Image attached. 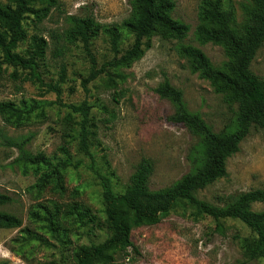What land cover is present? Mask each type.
Segmentation results:
<instances>
[{
	"label": "rangeland",
	"instance_id": "374dc122",
	"mask_svg": "<svg viewBox=\"0 0 264 264\" xmlns=\"http://www.w3.org/2000/svg\"><path fill=\"white\" fill-rule=\"evenodd\" d=\"M204 1L174 0L171 16L187 25L185 36L177 39L157 28L143 38L142 54L120 65L115 59L134 41L122 25L131 15L128 0H55L44 17H25V38L15 51L26 55L31 38L42 37L46 45L38 70L44 83L57 85L59 93L32 81L27 70L1 66L0 102H10L24 117L14 122L0 112V193L10 197L0 210L21 221L18 227L0 229V264H76L81 247L111 235L102 182L115 192L124 191L144 158L152 164L151 189L168 187L190 170L200 156L202 139L168 120L174 105L156 92L164 79L182 92L186 109L214 132L234 129L235 105L193 71L190 60L179 52L182 45L195 46L216 68L228 60L223 46L197 40ZM213 1L231 14L235 30L248 22L252 0ZM5 4L7 0H0V6ZM44 6L32 0L34 9ZM84 16L94 21L88 45L72 30V18ZM250 69L264 80V47ZM83 127L89 154L81 147ZM15 142L60 164L61 187L53 182L34 187L38 174L17 162L18 149L10 144ZM257 188H264L263 129H252L226 160V174L195 194L222 206L236 194ZM250 210L262 212L264 203H252ZM254 237L240 220L216 221L180 199L159 223L131 230L139 255L129 259L122 251L110 254L114 264H264L261 257L245 256L244 247Z\"/></svg>",
	"mask_w": 264,
	"mask_h": 264
},
{
	"label": "trees",
	"instance_id": "16d2710c",
	"mask_svg": "<svg viewBox=\"0 0 264 264\" xmlns=\"http://www.w3.org/2000/svg\"><path fill=\"white\" fill-rule=\"evenodd\" d=\"M47 6L40 9L32 7V0H7L0 6V72L2 64L27 70L29 78L49 90L59 93L54 84H45L39 68L45 40L34 35L30 41V51L21 55L15 51L18 43L24 40L23 21L28 14L40 19L47 14L49 6L55 0H41ZM131 15L122 25L134 36L128 50L115 65L128 64L143 52V38L155 29H162L167 36L180 39L185 36L188 27L171 16L175 7L174 0H128ZM253 7L247 11L248 22L241 30L231 26V14L221 9L217 1L206 0L199 9L196 37L200 43L211 42L223 46L228 60L222 67L216 68L208 57L197 47L182 45L179 52L191 62L192 70L200 77L208 79L215 91L224 95L225 100L236 108L235 127L232 130L214 132L196 113L189 112L182 100V92L164 79L156 88L163 98L174 105L168 120L181 124L198 134L201 139L200 156L194 159L190 170L168 187L151 189L149 178L152 164L148 159H141L136 165L129 181L122 192H115L107 182L103 183L102 198L106 221L111 235L101 243L81 247L76 253V264H114L111 252L122 251L126 258L139 255L137 246L131 240V230L141 225H154L169 212L175 203L182 199L218 221L223 218L240 220L255 237L245 245L248 260L264 259V211L254 212L250 205L264 203V188L252 189L236 194L222 206L210 204L198 199L196 191L211 184L226 174V160L239 150L240 143L252 129L264 130V80L256 75L250 65L257 51L264 47V0H252ZM74 34L88 45L94 21L89 16L73 17ZM114 34V30H109ZM83 107H81L82 110ZM0 112L7 113L14 122L24 116L10 102H0ZM87 132L82 131L81 147L89 154L86 144ZM17 147V162L23 168H31L38 174L34 187L42 189L53 182L61 187L62 168L52 163L43 153L31 154L23 148V142L10 143ZM10 197L0 193V205L8 203ZM38 217L37 213H31ZM49 224L52 220L47 219ZM18 217L0 210V229L14 228L20 225ZM129 251V252H127ZM127 252V253H126Z\"/></svg>",
	"mask_w": 264,
	"mask_h": 264
}]
</instances>
